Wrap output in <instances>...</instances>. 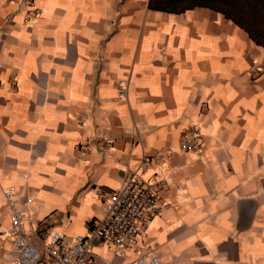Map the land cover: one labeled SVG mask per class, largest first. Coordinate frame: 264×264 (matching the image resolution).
<instances>
[{
    "label": "crops",
    "instance_id": "1",
    "mask_svg": "<svg viewBox=\"0 0 264 264\" xmlns=\"http://www.w3.org/2000/svg\"><path fill=\"white\" fill-rule=\"evenodd\" d=\"M198 2L6 0L0 8V191L12 190L21 205L41 195L47 215L29 234L39 233L41 226L68 238L86 232L123 178L137 171L149 182L163 181L158 203L164 207L143 235L163 264H264V46L225 17L222 10L228 11V5ZM105 24L110 26L106 38L96 45L99 33L94 30ZM61 26L74 31L57 33ZM41 34L42 42L36 39ZM49 62L76 63L81 79L79 86L73 84L71 99L82 101L87 88L91 103L83 107L91 106L93 114L124 97L119 103L127 116L110 115L113 130L105 129L109 139L104 147L99 137L75 144L77 162L82 150L91 157L92 146L97 147L99 160L83 172L71 162L53 175L51 162L35 171L52 143L45 133L85 136L82 123L76 127L79 117L65 122L68 108H53L65 97L47 91L55 87L51 76L58 71H47ZM139 93L144 95L133 100ZM99 127L93 123V133ZM193 128L200 150L186 152L181 137ZM108 145L111 153H106ZM143 157L147 161L141 169ZM29 162L40 187L24 179L23 166ZM85 174L83 183L75 181L72 198L61 200L68 182ZM53 177L55 184L43 183ZM89 184L95 196L77 201ZM221 195L227 203L221 201L223 206L209 213ZM7 226L0 219V228ZM134 255H115L96 244L94 264L128 261Z\"/></svg>",
    "mask_w": 264,
    "mask_h": 264
},
{
    "label": "clouds",
    "instance_id": "2",
    "mask_svg": "<svg viewBox=\"0 0 264 264\" xmlns=\"http://www.w3.org/2000/svg\"><path fill=\"white\" fill-rule=\"evenodd\" d=\"M5 3L6 0H0V8H3V5ZM56 22L63 25V20L58 19V21ZM109 27V25L105 24L94 30L99 33V35L95 37L96 45H99L100 41L106 38V32ZM65 31H69L70 33L74 30L67 29L63 26L57 29V33L60 34L64 33ZM52 34L55 35L56 33ZM36 39L42 42L43 35H37ZM68 39H71L70 34L68 36ZM60 50L61 52L66 51L65 47L63 46H61ZM92 50L97 51L98 48L94 47ZM72 51L75 52L76 49L73 48ZM60 59L63 60L66 59V57H61ZM52 68L58 69V71L51 76L52 81L55 83V87L47 89V91L50 90L56 92L58 95H63L65 97V99L63 100L58 99L57 102L53 105V108H55L57 105H64L66 108H68V111L64 113L65 122H67V119L69 118L79 117V120L76 123V127L79 128L80 124L82 123L83 127L80 130L85 133V136H80L79 132L77 131H61L58 133L53 130L50 133H45V135L51 137L52 143L51 145L47 146L46 157L41 166L35 169V171H44V167L48 165L49 162H51L49 175H53L56 168H68L71 162L72 166H74L80 172H83L87 164L96 163L99 160V156L96 155L97 147L95 145L92 146L91 152L93 153V155L91 157L85 154V150H82L81 155L83 156V158H80L79 162H77L78 157L73 155L75 144L77 142L83 141L86 137H99L101 139L100 147H104L105 143L109 139L107 133L105 132V129L107 128L109 131L113 130V128L109 125L110 115L121 114V119H125V117L127 116V113L125 112L126 106H123L119 103V101L123 100L124 97L119 96V93L113 90V96H119V100L116 103H112L109 108H105L104 105H101L100 109L95 114H93L91 106L86 108L83 107L84 105H90L91 103L88 99V97L91 96V92L88 91L87 88H84L81 92V95L83 96L82 101H74L71 99L73 84L75 83L77 86H79L81 79V77L76 72V63L74 62L72 66H66L62 63L53 64L49 62L48 68L46 70L50 71ZM142 95H144V93L134 95L133 100H135L137 96ZM193 100H195V96H193ZM69 105L76 108H81L82 111L87 112V115L82 116L79 111L74 113ZM160 107H162V105ZM93 123L100 125V127L96 129L95 133H93ZM71 127L72 125H69V128ZM143 130L148 131L146 127ZM61 141H66V143H61ZM112 151L113 149L110 145H108L106 148V153H111ZM29 155H31V153H29ZM109 159H111L110 156ZM213 160H215V157H213ZM121 166V164L114 165V167ZM261 168H264V164L261 165ZM23 171L26 173L24 179L27 182L35 187L41 186L42 181L39 179H35L31 175L34 171L31 162L23 166ZM89 171L92 170L89 169ZM95 178L96 177H93V179ZM77 179H79L80 183H83L86 179V174L79 177L74 176L73 181L68 182V188L64 192V195L60 197L61 200L72 198L74 192L73 185ZM43 183L55 184L56 178L53 177L51 181H43ZM90 188L91 185L89 184L88 188H85L84 191L79 193V196L76 197V200L79 201L86 194L95 196V193H89ZM5 191H7V197L5 196ZM5 191H0V209H3V211H0V219L7 220L11 227L0 228V232L10 233L11 235L0 237V248L5 250L3 256L0 257V264H23L24 245L21 243V241L27 234L24 226L28 225V230L35 228L37 221H39L43 216L47 215L48 206L41 203L42 197L39 193L31 197L26 204L21 205L20 203H18L19 197L13 195L11 191ZM204 194L207 195L206 192ZM221 201L227 203L224 196L221 195L218 200L212 203V207L209 210V213H215L217 211L218 205L222 207L223 205L221 204ZM197 203L199 204L200 202L197 201ZM5 205H7V207H5ZM72 206L76 207L77 205L74 203ZM200 206L203 207V205ZM228 215L229 214L227 212L222 215V219L225 224L228 221ZM175 227H180V224L177 223ZM48 231H52L53 234H55L56 230L48 229ZM46 236L47 233H43L41 235H38L37 239L40 240L41 243H47L51 240V237H47V239H45ZM52 243H55V241H52ZM17 253H20V255H17ZM225 255L227 254L225 253Z\"/></svg>",
    "mask_w": 264,
    "mask_h": 264
},
{
    "label": "built area",
    "instance_id": "3",
    "mask_svg": "<svg viewBox=\"0 0 264 264\" xmlns=\"http://www.w3.org/2000/svg\"><path fill=\"white\" fill-rule=\"evenodd\" d=\"M121 90L124 95L125 89L121 87ZM180 148L186 152L200 150L199 133L196 129L193 128L182 135ZM161 159L158 157L157 161ZM146 161L147 157H143L140 162L141 169ZM162 186V180L149 182L137 171L132 172L130 176L123 178L119 188L110 194L102 215L87 231L73 234L70 238L59 230L53 234L44 226L40 227L39 233L29 234L28 225H25L27 234L21 241L24 245L23 264H94L96 244L106 245L115 255H124L127 251L135 253L128 261L111 263L104 260L106 264H163L153 246L143 239L153 218L164 207V203H158ZM5 190L15 195L12 190ZM5 196L7 197V191ZM7 227L11 225L8 223ZM1 233L4 236L11 235ZM43 233H47L45 239L51 237L47 243H41L37 239V236ZM4 251L2 249L3 253Z\"/></svg>",
    "mask_w": 264,
    "mask_h": 264
},
{
    "label": "trees",
    "instance_id": "4",
    "mask_svg": "<svg viewBox=\"0 0 264 264\" xmlns=\"http://www.w3.org/2000/svg\"><path fill=\"white\" fill-rule=\"evenodd\" d=\"M198 5L222 3L229 6L225 17L244 29L258 45L264 46V0H198Z\"/></svg>",
    "mask_w": 264,
    "mask_h": 264
},
{
    "label": "rangeland",
    "instance_id": "5",
    "mask_svg": "<svg viewBox=\"0 0 264 264\" xmlns=\"http://www.w3.org/2000/svg\"><path fill=\"white\" fill-rule=\"evenodd\" d=\"M112 256V255H111ZM108 258H110V257H108Z\"/></svg>",
    "mask_w": 264,
    "mask_h": 264
}]
</instances>
